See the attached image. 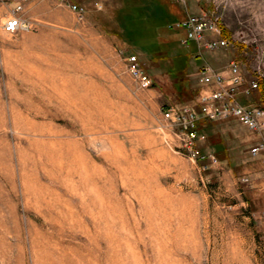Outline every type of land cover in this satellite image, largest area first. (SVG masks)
I'll return each instance as SVG.
<instances>
[{
	"label": "rangeland",
	"instance_id": "1",
	"mask_svg": "<svg viewBox=\"0 0 264 264\" xmlns=\"http://www.w3.org/2000/svg\"><path fill=\"white\" fill-rule=\"evenodd\" d=\"M18 1L0 0V264H264L259 134L205 121L198 147L219 163H200L160 114L196 99L199 66L264 69V0L199 1L235 42L214 51L182 44L171 0H85L83 16L29 0L32 28L5 32ZM131 54L152 88L128 72ZM241 99L264 107L263 91Z\"/></svg>",
	"mask_w": 264,
	"mask_h": 264
},
{
	"label": "built area",
	"instance_id": "2",
	"mask_svg": "<svg viewBox=\"0 0 264 264\" xmlns=\"http://www.w3.org/2000/svg\"><path fill=\"white\" fill-rule=\"evenodd\" d=\"M29 0H19L9 17L3 23V30L8 33L29 31L31 23L21 13ZM67 5L79 16L88 11L85 0H57ZM97 9L103 8L102 0H91ZM183 9V17L174 26L182 33L181 42L188 45L195 43L196 48L214 51L234 45L231 37L225 36V27L221 25L218 8L212 5L198 13L192 12L189 0H171ZM127 69L141 89L154 86L150 75L140 64L134 54L125 58ZM200 86L199 93L192 103H167L162 105L160 114L162 128L171 131L176 137L177 148L192 160L203 163H219V159L205 153L198 143L206 139L201 128L203 121L235 119L260 136L257 144L251 148L254 155H262L264 160V107L242 101L241 96L248 97L258 91L264 80V69L261 62L256 66L251 77H247L240 64L232 59L227 69L219 70L208 64L202 65L196 75ZM264 216V211H263Z\"/></svg>",
	"mask_w": 264,
	"mask_h": 264
},
{
	"label": "trees",
	"instance_id": "3",
	"mask_svg": "<svg viewBox=\"0 0 264 264\" xmlns=\"http://www.w3.org/2000/svg\"><path fill=\"white\" fill-rule=\"evenodd\" d=\"M172 3V2H171ZM174 4V3H173ZM128 6V5H127ZM132 7L133 6H128V8L129 9H132ZM184 15V14H183ZM183 15L181 16V17H183ZM180 17V18H181ZM130 21H129V23H128V25L127 26H130L131 28H129L128 27V32L132 35V36H134V32H139L140 31V29H139V27L136 25V20H134V19H129ZM224 34H225V36H228V37H230V34H228L227 32H226V30L224 31ZM182 37V36H181ZM181 39V38H180ZM133 41H136L135 39H133ZM143 48H147V50H149V52H153V47H152V45L151 44H148V46L147 47H143ZM184 64V63H183ZM179 65L180 66H178L179 68L177 69L176 68V70H182V71H184V69H185V64L184 65H181L180 63H179ZM259 91H263L264 92V85L261 83L260 84V88H259ZM205 121H203V122H201V125L204 123Z\"/></svg>",
	"mask_w": 264,
	"mask_h": 264
},
{
	"label": "crops",
	"instance_id": "4",
	"mask_svg": "<svg viewBox=\"0 0 264 264\" xmlns=\"http://www.w3.org/2000/svg\"><path fill=\"white\" fill-rule=\"evenodd\" d=\"M143 1H145V0H126V5H130V6H134V4H137V3H139V2H143ZM199 1L200 0H195V2H196V4H197V7H196V9L195 10H193L192 12H195V13H198V12H200L201 10H204L203 9V7L202 6H200L199 5ZM178 6V5H177ZM210 7H211V5H209ZM179 8V9H178ZM178 8H176L177 10L174 12L175 13V15H174V18H176L175 20H174V23L178 20V19H180V17L184 14L183 12V9L180 7V6H178ZM180 13V14H179ZM164 24V23H163ZM166 25V23L163 25L164 27H166L165 26ZM162 26V27H163ZM197 51V49H195V50H193V52H196ZM200 67L201 66H199L197 69H196V71H195V77H196V75H197V73H198V71H199V69H200ZM197 85H198V83H197ZM199 90H200V86L198 85V93H199ZM198 95V94H197Z\"/></svg>",
	"mask_w": 264,
	"mask_h": 264
},
{
	"label": "bare ground",
	"instance_id": "5",
	"mask_svg": "<svg viewBox=\"0 0 264 264\" xmlns=\"http://www.w3.org/2000/svg\"><path fill=\"white\" fill-rule=\"evenodd\" d=\"M61 81V80H60ZM68 81V80H67ZM57 83V82H56ZM71 83V82H70ZM61 84H62V82H61ZM67 84V83H66ZM55 85V84H54ZM71 86H73V85H71ZM54 87H56V86H54ZM78 87V86H77ZM60 90H61V88H60ZM64 91V90H63ZM60 92V91H59ZM63 93V92H62ZM71 94V93H70ZM79 98V97H78ZM72 101V100H71ZM79 101V100H78ZM75 102V101H74ZM76 103V102H75ZM72 104V103H71ZM74 105H76V104H74Z\"/></svg>",
	"mask_w": 264,
	"mask_h": 264
}]
</instances>
